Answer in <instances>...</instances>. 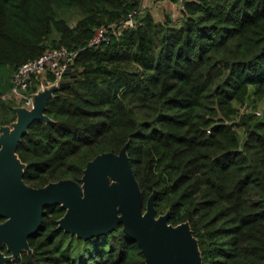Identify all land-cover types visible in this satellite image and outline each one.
<instances>
[{
	"label": "trees",
	"instance_id": "trees-1",
	"mask_svg": "<svg viewBox=\"0 0 264 264\" xmlns=\"http://www.w3.org/2000/svg\"><path fill=\"white\" fill-rule=\"evenodd\" d=\"M70 9L73 25L56 16ZM60 46L73 78L17 145L23 181L80 183L87 161L126 144L143 205L156 191V214L189 224L201 264H264V118L246 111L264 98V0H182L178 22L140 0H0V127L15 120L1 101L12 71ZM43 211L30 251L6 264H145L121 225L84 240L57 228L62 207Z\"/></svg>",
	"mask_w": 264,
	"mask_h": 264
},
{
	"label": "water",
	"instance_id": "water-1",
	"mask_svg": "<svg viewBox=\"0 0 264 264\" xmlns=\"http://www.w3.org/2000/svg\"><path fill=\"white\" fill-rule=\"evenodd\" d=\"M72 78L66 76L58 85L34 93L32 107L17 108L11 127H0V264L30 251L27 239L40 228L44 207L49 205L65 210L57 228L77 238L105 235L121 225L137 242L145 264H201L189 224L172 225L167 213L157 215L156 191L143 205L126 144L117 153L102 152L87 161L80 183L60 179L34 188L23 181L25 164L16 154L17 145L33 121L49 120L44 114L47 99Z\"/></svg>",
	"mask_w": 264,
	"mask_h": 264
},
{
	"label": "built area",
	"instance_id": "built-area-1",
	"mask_svg": "<svg viewBox=\"0 0 264 264\" xmlns=\"http://www.w3.org/2000/svg\"><path fill=\"white\" fill-rule=\"evenodd\" d=\"M135 14L136 11L128 14L127 18L120 24L119 29L132 26ZM113 26L110 24L95 29L89 43L97 44L105 40L108 30ZM73 57L74 53L62 46L45 49L39 56L25 61L12 71L10 87L5 93L1 94V98H13L21 102L27 109L31 108L34 93L45 87L58 85L68 76ZM34 81H37L38 85H36V90L32 92L29 88L34 84ZM253 113L258 114L257 112Z\"/></svg>",
	"mask_w": 264,
	"mask_h": 264
},
{
	"label": "rangeland",
	"instance_id": "rangeland-1",
	"mask_svg": "<svg viewBox=\"0 0 264 264\" xmlns=\"http://www.w3.org/2000/svg\"><path fill=\"white\" fill-rule=\"evenodd\" d=\"M140 8L143 10H148L156 20L159 18L160 19L170 18L176 21L177 19L180 18L179 10L176 7H174V9H171L172 7H170L168 0H164V1L140 0ZM56 16L65 19L70 25H73L80 18L81 13L77 9L56 10ZM3 70H4V74L8 72L7 67H4ZM1 101L10 103L14 111V114L17 108H21V107L26 108L22 105L21 102L13 98H2ZM243 110H244L243 108H240V112H242ZM246 111L257 112L258 114L255 113L256 116L260 118H264V98L255 103H250L247 106ZM10 124L11 123L7 124V126L11 127ZM237 132L240 138H242L244 134V130L242 128H237Z\"/></svg>",
	"mask_w": 264,
	"mask_h": 264
},
{
	"label": "crops",
	"instance_id": "crops-1",
	"mask_svg": "<svg viewBox=\"0 0 264 264\" xmlns=\"http://www.w3.org/2000/svg\"><path fill=\"white\" fill-rule=\"evenodd\" d=\"M162 1H164V0H162ZM181 2H182V0H178L177 2L175 1V2H173V1H171V0H168V3L170 4V7H172L171 9H174V7H176L178 10H179V12H180V18H181ZM153 16V15H152ZM180 18L179 19H177L176 21H174V22H178L179 20H180ZM157 20H162V19H157ZM41 80V79H40ZM42 83H44V81H42Z\"/></svg>",
	"mask_w": 264,
	"mask_h": 264
},
{
	"label": "bare ground",
	"instance_id": "bare-ground-1",
	"mask_svg": "<svg viewBox=\"0 0 264 264\" xmlns=\"http://www.w3.org/2000/svg\"><path fill=\"white\" fill-rule=\"evenodd\" d=\"M30 109V108H29Z\"/></svg>",
	"mask_w": 264,
	"mask_h": 264
}]
</instances>
